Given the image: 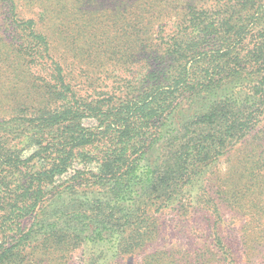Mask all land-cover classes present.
I'll use <instances>...</instances> for the list:
<instances>
[{
	"label": "trees",
	"instance_id": "16d2710c",
	"mask_svg": "<svg viewBox=\"0 0 264 264\" xmlns=\"http://www.w3.org/2000/svg\"><path fill=\"white\" fill-rule=\"evenodd\" d=\"M37 24L20 26L36 97L0 116V264L133 256L168 211L205 219L200 264H264V0L190 8L104 78L76 74Z\"/></svg>",
	"mask_w": 264,
	"mask_h": 264
},
{
	"label": "rangeland",
	"instance_id": "374dc122",
	"mask_svg": "<svg viewBox=\"0 0 264 264\" xmlns=\"http://www.w3.org/2000/svg\"><path fill=\"white\" fill-rule=\"evenodd\" d=\"M208 1L15 0L13 8L11 0H0V116L23 114L37 94L41 74L36 60L32 61L23 54L20 27L23 22L36 21L38 30H43L57 47V56L65 54L70 60L76 57V74L86 72L90 77L104 78L112 71L114 75L128 70L129 66L121 60L123 55L127 59L133 56L137 39L147 46L155 44L162 35L170 32V27L182 20L188 9ZM156 216L160 227L159 238L138 248L133 256L107 259V256H112L111 253L106 248L95 247L94 251L83 248L86 259L83 249H78L68 260L58 262L88 264L87 257L90 259L94 253L103 252L106 256L100 258L97 264H145L144 259L158 251L164 253L158 264H200L190 254L202 247L209 237L205 219H201L199 214L186 218L169 211ZM231 216L226 214V219ZM236 220L234 229L239 232L245 221ZM234 235L236 237V233ZM36 263L41 264L39 261ZM43 264L57 262L44 258Z\"/></svg>",
	"mask_w": 264,
	"mask_h": 264
}]
</instances>
